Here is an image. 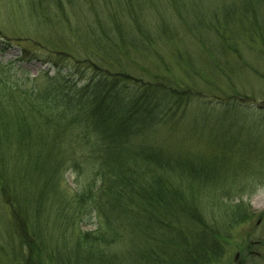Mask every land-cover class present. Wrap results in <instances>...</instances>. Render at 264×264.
<instances>
[{"label": "rangeland", "instance_id": "374dc122", "mask_svg": "<svg viewBox=\"0 0 264 264\" xmlns=\"http://www.w3.org/2000/svg\"><path fill=\"white\" fill-rule=\"evenodd\" d=\"M150 2L0 0V112L10 121L22 116L34 124L38 115L29 107L30 96L51 87L57 68H68L76 79L94 78L98 71L108 75L123 71L160 93L165 89L156 81L201 94L207 100L187 97L172 106L173 113L158 117L146 134L150 141H163L175 157L211 168L210 184L204 191L194 190L210 224L215 217L216 225L225 227L226 219H221L230 209L211 205L214 200L248 213L242 223L220 230L223 253L216 264H264V0L256 7V19L250 16L240 24L231 18L241 0ZM224 12L231 21L228 40L215 38L208 27L213 13L222 18ZM127 27L140 28L144 37L118 38ZM56 176L58 196L46 189L34 207L40 209L44 238L59 232L70 238L78 229L61 228L53 201L68 203L84 181L63 167ZM12 233L0 191V264H24L29 253ZM37 243L35 253L43 248ZM39 255L40 263L51 264L43 251ZM125 261L120 264H150L136 258Z\"/></svg>", "mask_w": 264, "mask_h": 264}, {"label": "trees", "instance_id": "16d2710c", "mask_svg": "<svg viewBox=\"0 0 264 264\" xmlns=\"http://www.w3.org/2000/svg\"><path fill=\"white\" fill-rule=\"evenodd\" d=\"M259 3L241 0L238 7L232 5L238 16L233 13L231 21L256 19ZM210 17L214 37L228 40V13ZM125 29L118 38L136 41L143 36L140 28ZM56 72L50 88L30 96L29 107L38 115L34 124L22 116L10 121L0 112V191L12 235L29 252L23 263L44 264L39 255L43 251L51 264H120L134 258L150 264H216L223 253L220 230L242 223L248 213L214 200L211 205L230 209L221 219H226L225 227L216 225L215 217L210 224L194 190L204 191L210 184L211 168L175 157L163 141H150L146 134L158 117L173 113L187 97L207 99L167 81L155 82L165 89L160 93L123 71L112 75L98 71L88 79L82 75L76 79L68 68ZM61 167L77 172L84 184L68 203L54 199L52 210L61 228L78 231L70 238L61 232L44 238L40 209L34 203L46 189L58 196L56 174ZM37 241L43 244L39 253L34 250Z\"/></svg>", "mask_w": 264, "mask_h": 264}]
</instances>
